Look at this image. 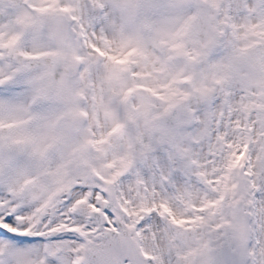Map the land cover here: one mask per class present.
I'll list each match as a JSON object with an SVG mask.
<instances>
[{"label":"snow or ice","instance_id":"obj_1","mask_svg":"<svg viewBox=\"0 0 264 264\" xmlns=\"http://www.w3.org/2000/svg\"><path fill=\"white\" fill-rule=\"evenodd\" d=\"M0 264H264V0H0Z\"/></svg>","mask_w":264,"mask_h":264}]
</instances>
